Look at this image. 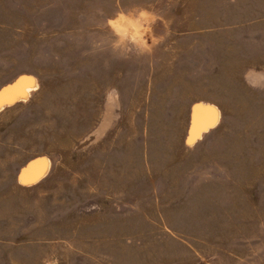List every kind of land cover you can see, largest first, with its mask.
<instances>
[{
    "label": "rangeland",
    "instance_id": "obj_1",
    "mask_svg": "<svg viewBox=\"0 0 264 264\" xmlns=\"http://www.w3.org/2000/svg\"><path fill=\"white\" fill-rule=\"evenodd\" d=\"M6 90L0 264H264V0H0Z\"/></svg>",
    "mask_w": 264,
    "mask_h": 264
},
{
    "label": "bare ground",
    "instance_id": "obj_2",
    "mask_svg": "<svg viewBox=\"0 0 264 264\" xmlns=\"http://www.w3.org/2000/svg\"><path fill=\"white\" fill-rule=\"evenodd\" d=\"M11 91L9 90H6L5 92H3V94H1L0 96V100H2V97H7V95L10 93ZM206 127H204L202 130H204ZM36 163H33V164H30L28 166L27 169L24 170V173H25V176H24V179L25 180H30V177H32V174H33V169L36 167ZM28 173V174H26ZM21 176V175H20Z\"/></svg>",
    "mask_w": 264,
    "mask_h": 264
}]
</instances>
